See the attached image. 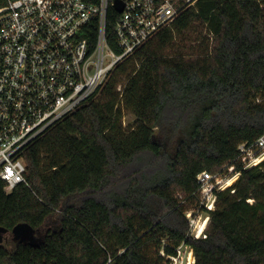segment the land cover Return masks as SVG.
Instances as JSON below:
<instances>
[{
  "label": "trees",
  "instance_id": "1",
  "mask_svg": "<svg viewBox=\"0 0 264 264\" xmlns=\"http://www.w3.org/2000/svg\"><path fill=\"white\" fill-rule=\"evenodd\" d=\"M96 95L28 147L29 188L0 181V264H166L182 242L194 264H264V161L216 194L205 239L184 217L197 175L264 135V0H200Z\"/></svg>",
  "mask_w": 264,
  "mask_h": 264
},
{
  "label": "built area",
  "instance_id": "2",
  "mask_svg": "<svg viewBox=\"0 0 264 264\" xmlns=\"http://www.w3.org/2000/svg\"><path fill=\"white\" fill-rule=\"evenodd\" d=\"M200 0H0V181L29 188L24 154L84 106L128 60ZM121 6V11L117 6ZM113 22V47L107 21ZM233 164L197 175L187 237L206 238L216 194L264 161V135L237 146ZM233 193V190L231 191ZM162 255V253H161ZM168 264H194L182 242Z\"/></svg>",
  "mask_w": 264,
  "mask_h": 264
},
{
  "label": "water",
  "instance_id": "3",
  "mask_svg": "<svg viewBox=\"0 0 264 264\" xmlns=\"http://www.w3.org/2000/svg\"><path fill=\"white\" fill-rule=\"evenodd\" d=\"M117 10L121 11L120 5L117 6ZM33 233L34 231L28 225L24 224L16 225L11 232L12 238L16 242L27 241L31 238ZM5 235H7V231L3 228H0V244L2 243Z\"/></svg>",
  "mask_w": 264,
  "mask_h": 264
},
{
  "label": "rangeland",
  "instance_id": "4",
  "mask_svg": "<svg viewBox=\"0 0 264 264\" xmlns=\"http://www.w3.org/2000/svg\"><path fill=\"white\" fill-rule=\"evenodd\" d=\"M136 65H137V63H132L131 65H129V67H136ZM127 74H128V72H127L125 75L121 76V78H119L120 81H119V85H118V87H117V91L121 90V86L124 85L125 76H126ZM97 98H98V93H97V95L94 97V99L96 100ZM133 121H134V117L131 115V113H129L128 111L124 110V111H123L122 126H123V127H130L131 124L133 123ZM249 202H252V200H249ZM192 206H193V204L190 205L188 208H191ZM161 253H162V256L165 257V258H164L165 263L168 264V262H167V258H166L167 256H165L164 253H163L162 251L160 252V254H161Z\"/></svg>",
  "mask_w": 264,
  "mask_h": 264
},
{
  "label": "flooded vegetation",
  "instance_id": "5",
  "mask_svg": "<svg viewBox=\"0 0 264 264\" xmlns=\"http://www.w3.org/2000/svg\"><path fill=\"white\" fill-rule=\"evenodd\" d=\"M6 236H7V235H5V236H4V238H3L2 242L4 241V239L6 238Z\"/></svg>",
  "mask_w": 264,
  "mask_h": 264
}]
</instances>
